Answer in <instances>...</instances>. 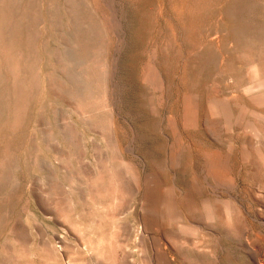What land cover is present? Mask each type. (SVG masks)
Listing matches in <instances>:
<instances>
[{
  "label": "rangeland",
  "instance_id": "rangeland-1",
  "mask_svg": "<svg viewBox=\"0 0 264 264\" xmlns=\"http://www.w3.org/2000/svg\"><path fill=\"white\" fill-rule=\"evenodd\" d=\"M261 80L264 0H0V264H264Z\"/></svg>",
  "mask_w": 264,
  "mask_h": 264
},
{
  "label": "bare ground",
  "instance_id": "bare-ground-1",
  "mask_svg": "<svg viewBox=\"0 0 264 264\" xmlns=\"http://www.w3.org/2000/svg\"><path fill=\"white\" fill-rule=\"evenodd\" d=\"M264 84V81H258V82H256V83H254V85L252 84V86H251V88H261V86ZM263 87V86H262ZM259 88V89H260ZM217 95V94H216ZM253 135L256 137V138H258V137H260L259 136V133L258 132H256V131H253ZM264 136V135H263ZM256 138H254V139H256ZM256 141V145H257V141L258 140H255ZM251 143V142H250ZM253 143V142H252ZM260 143H262L263 144V142H261L260 141ZM260 143H259V145H260ZM252 146V145H251ZM249 147V146H248ZM253 147V146H252ZM261 197V196H260ZM140 243V242H139ZM91 251V250H90ZM261 264V263H260Z\"/></svg>",
  "mask_w": 264,
  "mask_h": 264
}]
</instances>
